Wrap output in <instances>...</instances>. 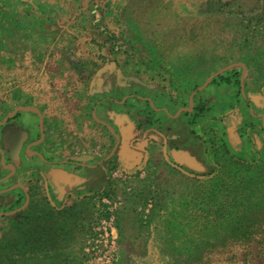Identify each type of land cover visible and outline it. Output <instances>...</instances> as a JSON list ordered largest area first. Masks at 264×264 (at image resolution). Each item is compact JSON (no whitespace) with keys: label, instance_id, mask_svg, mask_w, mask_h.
<instances>
[{"label":"rangeland","instance_id":"obj_1","mask_svg":"<svg viewBox=\"0 0 264 264\" xmlns=\"http://www.w3.org/2000/svg\"><path fill=\"white\" fill-rule=\"evenodd\" d=\"M6 8L35 24L0 29V264H264L257 243L189 251L264 159V0Z\"/></svg>","mask_w":264,"mask_h":264},{"label":"trees","instance_id":"obj_2","mask_svg":"<svg viewBox=\"0 0 264 264\" xmlns=\"http://www.w3.org/2000/svg\"><path fill=\"white\" fill-rule=\"evenodd\" d=\"M26 11L23 8L19 14L13 15L9 12V8L2 10L0 29L6 31L12 21L19 25L25 22L29 26L35 24L33 20L24 21L22 13ZM42 17L50 20L47 16ZM219 204L220 209L212 213L209 219H205L208 223L219 224L218 227L210 224L209 228L205 229V237L208 238L209 244L201 248L193 245L189 251L202 253L224 248L233 243H257L264 250V159L261 160L254 174L238 180L235 196L229 198L228 195H224Z\"/></svg>","mask_w":264,"mask_h":264},{"label":"crops","instance_id":"obj_3","mask_svg":"<svg viewBox=\"0 0 264 264\" xmlns=\"http://www.w3.org/2000/svg\"><path fill=\"white\" fill-rule=\"evenodd\" d=\"M45 11L46 9L42 10V12L40 11L39 15L46 16L43 13ZM109 165V162H103L102 164L77 168L76 170L66 169V171L62 172V181L67 187L66 190L73 196L96 190L97 187L102 186L107 174V166Z\"/></svg>","mask_w":264,"mask_h":264},{"label":"flooded vegetation","instance_id":"obj_4","mask_svg":"<svg viewBox=\"0 0 264 264\" xmlns=\"http://www.w3.org/2000/svg\"><path fill=\"white\" fill-rule=\"evenodd\" d=\"M222 80H228L226 77L222 76ZM248 130H252L251 133L254 134V132L261 133L264 136V113H258L255 112V109L250 110V119L248 122ZM104 162H109L110 161H104Z\"/></svg>","mask_w":264,"mask_h":264}]
</instances>
